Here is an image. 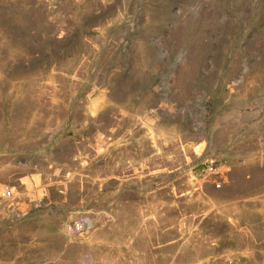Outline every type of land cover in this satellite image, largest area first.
<instances>
[{
  "label": "rangeland",
  "instance_id": "374dc122",
  "mask_svg": "<svg viewBox=\"0 0 264 264\" xmlns=\"http://www.w3.org/2000/svg\"><path fill=\"white\" fill-rule=\"evenodd\" d=\"M3 186L0 264H264V0H0Z\"/></svg>",
  "mask_w": 264,
  "mask_h": 264
},
{
  "label": "built area",
  "instance_id": "2783aa9c",
  "mask_svg": "<svg viewBox=\"0 0 264 264\" xmlns=\"http://www.w3.org/2000/svg\"><path fill=\"white\" fill-rule=\"evenodd\" d=\"M200 143V141H195L191 144V153L195 157H198L202 151L203 146ZM203 173L209 178L210 182L215 188L221 187L223 183L228 180L227 169H220L218 165L212 160H207L204 162ZM11 195L12 191L8 186H3L0 189V196L10 197ZM82 224V222H75L74 224L67 225L66 231L69 233L79 231L82 227Z\"/></svg>",
  "mask_w": 264,
  "mask_h": 264
},
{
  "label": "crops",
  "instance_id": "0c3cea01",
  "mask_svg": "<svg viewBox=\"0 0 264 264\" xmlns=\"http://www.w3.org/2000/svg\"><path fill=\"white\" fill-rule=\"evenodd\" d=\"M250 174H251V176H253V175H254V173H253V172H251Z\"/></svg>",
  "mask_w": 264,
  "mask_h": 264
}]
</instances>
